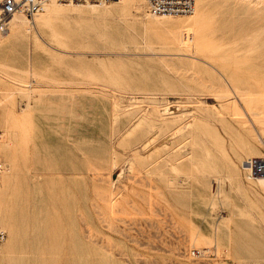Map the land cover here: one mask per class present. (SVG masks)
<instances>
[{
    "label": "rangeland",
    "instance_id": "rangeland-1",
    "mask_svg": "<svg viewBox=\"0 0 264 264\" xmlns=\"http://www.w3.org/2000/svg\"><path fill=\"white\" fill-rule=\"evenodd\" d=\"M126 2H51L8 23L0 264H218L220 229L226 264H264V187L241 166L264 150L244 117L264 119V0L156 17ZM245 127L249 153L230 139Z\"/></svg>",
    "mask_w": 264,
    "mask_h": 264
},
{
    "label": "bare ground",
    "instance_id": "bare-ground-1",
    "mask_svg": "<svg viewBox=\"0 0 264 264\" xmlns=\"http://www.w3.org/2000/svg\"><path fill=\"white\" fill-rule=\"evenodd\" d=\"M62 2V3H69L72 7H73V9L74 10H81L79 7H82V6H85L84 4L82 5L81 3H78V2H75V1H70V0H65V1H61V0H47L45 3H44V5H43V7L45 8L46 6H48L51 2L52 3H56V2ZM115 1H120V0H112V2H115ZM74 2H75V4H74ZM109 2V1H108ZM62 3H59V4H62ZM85 4H93V5H96V3H88V2H86ZM103 3H101V5H102ZM56 5V4H55ZM63 5V4H62ZM133 5V0H127V2L125 3V6L126 7H128V6H132ZM87 6H89V5H87ZM90 7V6H89ZM195 9H193L192 10V12L189 14L190 16L191 15H193L195 12ZM41 12V11H40ZM14 13H16V12H14ZM12 14V16L10 17V19H9V21H8V23L10 22V23H12V20L14 19L15 21H20V19H17V17L19 16L18 14L19 13H16V14ZM151 16H155L156 17V14H150ZM181 15V14H180ZM184 15V14H183ZM186 15V14H185ZM188 15V16H189ZM162 16H163V14H162ZM165 16V15H164ZM169 16V15H168ZM166 17V16H165ZM172 21V20H171ZM166 22V21H165ZM188 22V21H187ZM194 22V21H193ZM168 23V22H167ZM189 23V22H188ZM195 23V22H194ZM193 23V24H194ZM33 24V23H32ZM187 24V23H186ZM192 24V23H191ZM164 25V24H163ZM167 26V25H166ZM184 26V25H183ZM159 28L161 29V28H163L162 26H159ZM168 28V27H167ZM164 29V28H163ZM162 29V30H163ZM173 29V28H172ZM180 29V28H179ZM161 30V31H162ZM185 30V29H184ZM188 30V29H187ZM191 30V29H190ZM194 30V29H193ZM166 31H168V30H166ZM171 31V30H170ZM183 31V30H182ZM172 32V31H171ZM175 32H177V31H175ZM7 34L6 35H10V30H7V32H6ZM166 33V32H165ZM191 33V32H190ZM176 34H180V35H182V38H183V40H184V42L185 41H187V40H189V38H190V36H191V34H189V32H181V31H179V32H177ZM190 35V36H189ZM178 37V36H177ZM180 38V37H179ZM190 41H193V40H190ZM188 43H189V41H188ZM190 44H191V42H190ZM263 58H264V55H263ZM262 59V58H261ZM262 61V60H261ZM257 64V63H256ZM261 64V63H260ZM262 64H264V63H262ZM261 64V65H262ZM264 66V65H263ZM260 73V72H259ZM262 74H263V72H261ZM264 75V74H263ZM262 75V76H263ZM252 76H254V75H252ZM259 76H261V75H259ZM255 78V77H254ZM264 78V77H263ZM263 78H262V81H263ZM258 79H261V78H258ZM255 80H257V79H255ZM258 81V80H257ZM261 85H263V84H261ZM260 86V85H259ZM230 88V87H229ZM230 91H232V90H230ZM250 91V90H249ZM232 93V92H231ZM247 93V92H246ZM190 94V93H189ZM234 94V93H233ZM239 94V93H238ZM225 95V94H224ZM242 95V94H241ZM245 95V94H244ZM237 96V95H236ZM223 97V96H222ZM227 97V96H226ZM232 97H235V96H232ZM244 98H246V97H244ZM233 99V98H232ZM231 99V100H232ZM235 99V98H234ZM230 100V101H231ZM263 100V99H262ZM236 101H237V99H236ZM252 101V100H251ZM258 101V100H257ZM261 101V100H260ZM237 103V102H236ZM239 103V102H238ZM243 104H246V103H243ZM249 104V103H248ZM250 105V104H249ZM203 106V105H202ZM155 107V106H154ZM159 107V106H158ZM248 107V106H247ZM252 107V106H251ZM157 108V107H156ZM171 108V107H170ZM230 108H231V111H232V114L233 115H238L237 117L239 118L240 116H242V113H243V110H242V113H238L237 112V106H236V104H235V101L233 100L232 102H231V105H230ZM239 109V108H238ZM247 109V108H246ZM157 110V109H156ZM165 110V109H164ZM196 110V109H195ZM217 111H216V113H217V115L219 116V115H222V111L219 109V108H217L216 109ZM252 110V109H251ZM254 110V109H253ZM158 112V111H157ZM162 112H164V111H162ZM167 112H168V110H167ZM240 112V111H239ZM245 112V111H244ZM255 112V111H254ZM254 112H253V114H254ZM256 112H258V111H256ZM161 113V112H160ZM169 113H170V111H169ZM212 113V112H211ZM249 113V112H248ZM172 114V113H171ZM260 114V113H259ZM159 115L161 116V114H159L158 113V115H157V117H156V123H155V127H156V130L158 129V128H160V127H162V126H164V124L168 121V119H166L165 117H163V116H161V117H159ZM163 115V114H162ZM216 115V116H217ZM166 116V115H165ZM232 116V115H231ZM247 117L248 118V120H250L251 122H250V124H251V126H252V128H253V130L255 131V134H256V136H257V139H258V142L264 147V119L262 120V118H261V120L262 121H259V122H253L251 119H250V116L247 114L246 115V113H244V117ZM253 116V115H252ZM251 116V117H252ZM176 117V116H175ZM174 117V118H175ZM178 117V116H177ZM211 117H214L212 114H211ZM236 117V116H235ZM155 118V117H154ZM173 118V119H174ZM230 119H231V117H229ZM253 118V117H252ZM170 119V118H169ZM176 119V118H175ZM178 119V118H177ZM207 119H209V118H207ZM213 119V118H212ZM254 119H258V120H260V117H257L256 115H255V118ZM247 120V119H246ZM240 123L242 122V121H239ZM231 123V122H230ZM247 125V124H246ZM177 126V125H176ZM231 126H233V125H231ZM155 127H154V129H155ZM178 127V126H177ZM240 127V126H239ZM231 128V127H230ZM233 128V127H232ZM231 128V129H232ZM241 128V127H240ZM174 129H176V127L174 128ZM173 128H172V130H174ZM233 130V129H232ZM209 131V130H208ZM207 131V134H210L209 132ZM234 131V130H233ZM238 132V131H237ZM249 133H250V131H249ZM156 135V134H155ZM233 136H230V139H232L233 140V142H235V144H239V145H241V148L243 147V149H244V151H246L247 153H249V146L250 145H248L249 143V141H248V133H247V128L245 127V128H243L242 130L240 129V131L238 132V133H236V135H237V137L236 138H234V134H232ZM252 135V134H251ZM163 136V135H162ZM161 137V136H160ZM250 137V136H249ZM157 138H158V136H156V137H154V138H148L147 139V141L148 140H150V139H152V141H154L155 139L157 140ZM251 138H252V136H251ZM252 140V139H251ZM151 141V142H152ZM150 142V141H149ZM254 142H256V140L254 141ZM156 145V144H155ZM159 145H161V144H159ZM232 145V144H231ZM231 145H230V148H231ZM160 147V146H159ZM157 148V147H156ZM155 148V149H156ZM232 148H233V146H232ZM254 148H256V147H254ZM254 148H253V150H254ZM234 149V148H233ZM252 149V148H251ZM231 150V149H230ZM256 150V149H255ZM236 151V150H235ZM243 151V152H244ZM251 152V151H250ZM235 153H238V152H235ZM234 154V153H233ZM252 154V153H251ZM251 154L249 153V155L251 156ZM261 154V153H260ZM260 154H258V155H260ZM238 156H240L239 154H237ZM253 155V154H252ZM247 156V155H246ZM160 161V160H159ZM158 161V162H159ZM242 161H243V159H242ZM241 163V162H240ZM2 165H3V169H2V176H3V173H4V171H5V166H4V164H3V162H2ZM230 166V165H229ZM234 166V165H233ZM242 167L244 166L243 164L241 165ZM235 167V166H234ZM237 168V167H236ZM230 170V169H229ZM231 170H233V168L231 169ZM233 172V171H232ZM2 176L0 177V179L2 178ZM232 176L235 178V179H239V175H238V173L237 172H235V173H233L232 174ZM232 176H230V177H232ZM229 177V176H228ZM246 178H248V177H246ZM228 180V179H227ZM241 180V179H240ZM256 180H258V179H256ZM237 182V181H236ZM238 183H239V181H238ZM243 184V183H242ZM258 187L261 189V188H263L264 187V181L262 180V179H259V184H258ZM258 189V188H257ZM256 191V190H255ZM258 192V191H257ZM256 193V192H255ZM252 195V194H251ZM254 198V197H253ZM256 198V197H255ZM255 198L253 199L254 200V202H255ZM112 199V198H111ZM259 201V200H258ZM264 202V201H263ZM111 203V202H110ZM255 203H257L258 204V202H255ZM260 203V202H259ZM259 205V204H258ZM257 205V206H258ZM262 206V205H261ZM263 209H264V204H263ZM259 209V208H258ZM261 212V211H260ZM262 213L264 214V212H263V210H262ZM262 214V215H263ZM219 231V230H218ZM215 234V233H214ZM215 239L217 240V249L219 250V260H218V264H226L225 262H224V258H223V256H228V257H231V258H234L235 257V250H236V246L234 245V248H231L230 249V247H229V244H230V240H231V235H230V231H229V229H220V231L218 232V234H217V237H215ZM209 241V240H208ZM210 243H211V240H210ZM248 245H249V243H248ZM251 245V244H250ZM258 245H259V243L257 242V247H258ZM263 245H264V243H263ZM262 245V246H263ZM259 246H261V245H259ZM248 249H249V247H247ZM195 251V250H194ZM256 252V251H255Z\"/></svg>",
    "mask_w": 264,
    "mask_h": 264
},
{
    "label": "built area",
    "instance_id": "built-area-1",
    "mask_svg": "<svg viewBox=\"0 0 264 264\" xmlns=\"http://www.w3.org/2000/svg\"><path fill=\"white\" fill-rule=\"evenodd\" d=\"M47 0H0V36L6 34L8 21L14 12H21L28 21L43 10ZM75 2L103 3L109 0H70ZM150 14H187L193 10L194 0H143ZM245 176L264 181V150L260 155H251L243 159ZM3 169L0 160V175ZM4 231L0 227V239ZM194 252V250H191Z\"/></svg>",
    "mask_w": 264,
    "mask_h": 264
},
{
    "label": "crops",
    "instance_id": "crops-1",
    "mask_svg": "<svg viewBox=\"0 0 264 264\" xmlns=\"http://www.w3.org/2000/svg\"><path fill=\"white\" fill-rule=\"evenodd\" d=\"M2 39L0 40V51H2L3 49H5L7 46H9L12 42V36L10 35H2Z\"/></svg>",
    "mask_w": 264,
    "mask_h": 264
}]
</instances>
